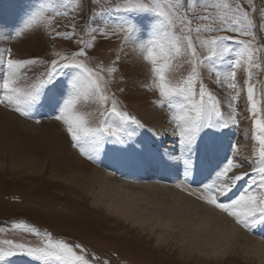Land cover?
Listing matches in <instances>:
<instances>
[{
    "label": "rangeland",
    "instance_id": "obj_1",
    "mask_svg": "<svg viewBox=\"0 0 264 264\" xmlns=\"http://www.w3.org/2000/svg\"><path fill=\"white\" fill-rule=\"evenodd\" d=\"M43 2L44 0H0V56L6 61L8 56L6 50L10 49L13 59L36 61L35 64L21 69V74L26 73L27 77L21 80L22 87L46 71H51L52 61L63 63L60 61L61 56H71L82 47L81 44L76 43V40L81 38L80 34L84 32L82 25L87 18V10L81 13V18L76 23L78 36H74L71 40L56 37V32L63 35L71 31L73 21L65 18L56 19L52 25L46 23L34 25L24 30L21 36H15V32L24 27ZM203 2L205 0H196L195 15H202L206 11L200 6ZM206 2L214 4L223 3L224 0H206ZM228 2L235 6L232 0ZM123 3L124 0H93V10L96 12H99L101 8L110 10L116 4ZM188 3L193 4V0H188ZM241 3L258 26L254 29L256 39L231 31L201 34L200 39L214 36L228 37L229 39L223 43L229 51L223 59L214 57L213 60L204 63L198 70L197 79L204 84L206 91L211 92L220 101L221 111L229 123V127L225 128L230 135L227 140L228 153L235 158V162L243 165L241 169L251 174L254 151L259 147L252 138L256 131L253 120L254 118L264 119V31L259 30V26L264 24V18L260 16L259 11L253 12L249 0H241ZM252 4L257 10L264 8V0H252ZM207 11L217 15L223 14L221 9L210 8ZM125 15L109 11L102 19L97 18V24L101 27L107 25L105 30L111 33ZM191 18L193 19L192 35L195 40V28L199 22L195 16ZM152 21L151 16L137 15L135 23L143 31L138 39L134 37L135 43L125 42L123 32L108 39L98 36L94 46L88 50L87 56L77 57V59L94 70H98L100 65H103L105 69L111 66L117 68L111 76L106 71L102 73L107 81L106 94L110 98L114 94L117 110L134 117L150 130L149 133L153 137L156 128L171 126V129L175 130V123L172 121L178 110L159 107L160 98L153 82L151 66L143 60V56L147 53L141 49L140 44L148 46L147 40L152 38L150 31ZM176 34H180L179 28L176 29ZM9 36L12 37L11 40L7 39ZM82 39L90 42V37L86 34L82 35ZM249 41H252L251 47L254 50L251 62L244 49V44ZM196 45L198 59L204 60L210 55L206 47L199 45L198 40ZM190 59L186 56L169 61L171 66L166 72L167 78L173 83L186 79L191 72ZM237 61H239L238 64ZM113 62H115L114 65ZM60 63L57 64L59 75L54 81L57 88L66 85L74 71L60 67ZM159 63L162 64L163 61ZM232 72H235L234 81L231 79ZM230 83L236 84L235 90L229 86ZM249 84L254 88L257 117L252 116L247 100ZM199 87L198 82L197 91ZM237 92L239 98L233 99ZM2 95L3 90L0 89V96ZM229 101H231V107H229ZM207 103L206 99L205 104ZM47 110H49L48 113ZM155 110L165 112V118L145 117L148 111L155 112ZM101 112L104 113L103 116ZM36 113L49 117L27 118L0 105V163L4 164L0 166V230H2L0 231V251L7 249L4 241L11 240L14 243L37 246L46 234H51L53 240H64L73 246L84 244L89 260H92L94 256L89 250L92 248L100 253L102 259L109 260L110 264H264L258 259L260 256L264 260V254L257 251L255 253L248 247H252V239L257 240L255 238L257 234L251 235L249 229L246 230L236 224L232 217L225 216L217 209L216 212L222 213L238 229V232L236 231L226 244L210 233L202 235L199 230L190 229L188 226L181 228L176 222L174 229L167 232H164L163 227L157 228V231H151L147 227L134 226L130 221L115 216L107 208L100 206L90 195H86L85 199H82L83 202H78V199L66 194L63 189L65 182L52 181V174L60 175L61 173L70 178L72 171L77 170L78 164H86L90 168L100 169L105 174L110 173L111 176L120 179L121 174L117 173V164L114 162L116 153L114 145L106 143L103 146V152L96 155L95 159L89 160L73 146L71 137L67 134L66 125L50 116L51 111L47 105L36 109L33 115ZM78 113L86 116L90 127L99 126L100 121L105 118L109 123H119V118L111 112V99L106 108L92 101L80 103ZM230 116L236 120L235 124L229 119ZM37 120L39 123L36 122ZM128 127L135 131L133 140L146 145L140 127L136 125H128ZM174 139L176 142L178 137L175 136ZM232 145H236L237 150L234 151ZM169 148L168 151L175 150L178 154V148L173 146ZM105 152L110 153L106 155ZM126 153L132 154L128 150ZM25 159L38 161V166L43 168L41 173L25 174L12 169L13 163ZM250 178L259 179L254 175ZM250 178L248 177V181H251ZM21 222L34 228L40 235L26 233L19 229L13 230L12 225ZM162 234L164 238L159 236ZM215 247L221 254L208 256L206 253L213 252ZM97 262L93 261V264ZM3 264H43V262L18 253L6 257ZM48 264H56V262L49 261Z\"/></svg>",
    "mask_w": 264,
    "mask_h": 264
},
{
    "label": "snow or ice",
    "instance_id": "obj_2",
    "mask_svg": "<svg viewBox=\"0 0 264 264\" xmlns=\"http://www.w3.org/2000/svg\"><path fill=\"white\" fill-rule=\"evenodd\" d=\"M232 2L234 7L228 0L214 4H209L205 0L200 6L206 11L197 16L195 15L196 0H193L191 5L188 0H124L122 5L116 4L110 10L101 8L99 12L93 10V0H44L24 27L15 32V36H21L24 30L30 29L34 25L45 23L52 25L56 19L65 18L73 21L71 31L63 35L56 32V37L71 40L74 36H78L76 23L81 18V13L87 10V18L84 19L82 25L84 32L80 34L81 38L76 40V43L81 44L82 47L73 52L71 56H61L60 61L63 63L52 61L51 71H46L41 76L28 81L23 87L21 80L27 77L26 73L21 74V69L27 65L35 64L36 61L13 59L11 50H6L8 53L6 61L0 56V89L3 90V95L0 96V105L27 118H34L33 112L47 105L54 113L52 118L66 125V131L71 137L73 146L78 148L81 154L89 160L95 159L96 155L102 153L106 143L115 145L117 151H124L132 141V137L135 136V131L130 130L128 125L137 127H143V125L134 117L118 111L114 94L111 98L106 94L107 81L102 73L106 71L111 76L117 71V68L111 66L105 69L103 65H100L98 70H94L78 60L77 57L87 56L88 50L94 46L98 36L108 39L123 32L125 42L133 41L135 43L134 37L138 39L139 34L143 31L135 23V17L137 15L151 16L153 18L150 26L152 38L147 40V47L144 44H140V47L147 53L143 56V60L151 66L153 82L160 98L159 107L169 110L179 109L172 121L175 123L173 134L178 137V154L175 150L171 152L165 150L161 153L158 149L153 151L146 145L135 141L132 143L135 144L138 154L144 155L152 163L175 167L177 171L182 165L186 181L187 174L197 166L193 162V155L197 150V141L203 142L204 140V137L200 135L202 129L229 127V123L221 111L219 99L215 98L211 92L206 91L204 84L197 79L198 70L204 63L213 60L214 57L224 58L229 49L223 41L229 38L214 36L200 39V36L201 34L231 31L252 37L253 40L256 39L254 29H257V24L250 18L249 12L244 9L241 0H232ZM249 4L252 5L253 12L259 11L260 16L264 18V8L257 10L252 4V0H249ZM210 8L221 9L223 14L217 15L207 11ZM109 11L126 14L111 33L105 30L107 25L101 27L97 24V18L102 19ZM192 16H195L199 22L195 28V40L192 35ZM177 28H179L180 34H176ZM259 30L264 31V24L259 26ZM84 34L90 37V42L82 39ZM7 39L11 40L12 37L9 36ZM197 40L201 47H206L210 52V55L204 60L197 58ZM251 44L252 41L244 44L249 62L252 61L254 51ZM255 51H259V49H255ZM186 56L191 58L189 61L191 63L190 74L186 79L175 83L171 82L166 75L171 66L169 61ZM159 61H163V63L161 64ZM58 63L62 68L74 70L67 84L61 88H57L54 84L59 75ZM238 63L239 61H237ZM114 64L115 62H113ZM231 79L235 80V72L231 73ZM198 82L200 87L197 91L196 84ZM50 85L52 87H49ZM229 86L233 90L236 89L235 83H230ZM238 98L239 93L237 92L233 99ZM109 99H111V112L119 118V123H109L105 118L100 121L97 127L88 126L86 116L78 113V105L92 101L106 108ZM206 99L207 105L205 104ZM247 100L252 116L257 117L254 88L251 84L247 88ZM231 106V101H229V107ZM100 114L104 115L103 112ZM229 119L233 124L236 123L233 117L230 116ZM36 122L39 123V120ZM253 124L256 131L252 138L259 147L254 151L252 173L236 171L243 168V165L229 159L223 167L218 168L215 179L211 183L203 185L200 195L197 196L203 203L232 217L236 224L246 230L256 223L264 224V119L254 118ZM209 147L210 144L205 145V148ZM232 148L234 151L237 150L236 145H232ZM229 173L233 174L230 176ZM252 175L258 176L259 179H251L248 187L244 189L238 199L232 200L231 203H224L219 199L231 192L239 182L245 181L246 177ZM176 187L179 188L180 184H177ZM187 194L189 196L196 195L195 191H189ZM12 228L40 235L34 228L22 222L14 223ZM4 243L7 245V249L0 251V264H3L6 257L18 253L33 257L43 264H48L49 261H54L56 264H93V261L99 259L95 256L92 257V260L87 259V250L82 245L73 246L64 240H53L51 234H46L37 246H27L23 243H14L11 240L4 241Z\"/></svg>",
    "mask_w": 264,
    "mask_h": 264
},
{
    "label": "bare ground",
    "instance_id": "obj_3",
    "mask_svg": "<svg viewBox=\"0 0 264 264\" xmlns=\"http://www.w3.org/2000/svg\"><path fill=\"white\" fill-rule=\"evenodd\" d=\"M177 110L179 112L178 108ZM164 113L165 112L158 110H155V112L148 111L145 117L149 119H160L163 117L164 119ZM173 132L171 126L168 128H156L153 137L145 134L146 137L144 138V142L149 149L153 151L158 149L162 153L167 149H162L161 143L169 140L175 141V135ZM227 133L229 132L224 133L220 128H213L212 130L204 128L200 133L201 137H204L203 142L200 140L197 141V150L193 155V162L195 164L197 152L204 150L203 161L205 166L209 167L206 168V171L213 179H215L216 171L218 169L212 170L210 165H215L220 161L225 165V162H223V160L226 159L224 140ZM132 141H134L133 138ZM132 141L129 142L132 148V154L130 153V155H128L126 153V148L124 151L116 150L115 153L114 162L117 164V173L121 174L120 179H116L111 176L110 173L105 174L100 169L90 168L86 164H78L77 170H73L71 167L73 171L70 178H68L69 176L65 177L59 173L60 175L52 174L53 178L51 179L53 182H65L66 185L64 187L66 188L63 187V189L66 191V194L71 195V197H74L76 200L78 199V202H83L82 199H85L84 197L86 195H90L92 199L100 204V206L107 208V210L115 214V216H120L121 218L130 221V223H133L134 226L140 228L147 227L150 228L151 231H154L159 227H163L164 232H167L174 229V223L176 222L179 227L184 228L185 226H188L190 229H197L202 232V235L210 233L225 244L236 231L238 232V229L231 224L227 217L225 218L222 213L221 215L216 212L214 207L203 203L197 198L201 193L203 185L209 183L203 170L199 168L194 170L193 168V170L187 174V180L185 181V173L182 165L179 171H177L175 167L152 163L146 159L144 155L138 154L136 146ZM207 144L212 145L210 156H212L213 160L211 161L208 160L209 155L205 153L207 152V148H205V145ZM217 144L220 147V152L224 158L218 155ZM114 149H116L115 145ZM1 165L3 166L4 164L0 163V166ZM12 169L25 174H40L41 170H43V168L38 166V161L35 162L34 160L26 159L21 162L13 163ZM236 171L244 170L237 169ZM179 172H183V174L177 175ZM153 175L169 178V181L167 182L170 185L168 183L156 181ZM229 175L231 176L232 174L229 173ZM254 177L256 176L254 175ZM178 182L197 187V190H187L173 185ZM250 182L251 181H248V177L245 178V181L239 182L233 187L231 192L226 196L221 197L225 199L224 203H231L232 200L238 199ZM189 191H195L196 195L189 196L187 194ZM159 236L164 238L163 234L162 236ZM194 236L197 237L196 235ZM251 243L252 247L247 245L251 251H257L264 254V241H255L252 239ZM256 245H258V247ZM206 254L208 256H218L221 253L215 247L213 248V252ZM258 259L264 262L262 257L258 256Z\"/></svg>",
    "mask_w": 264,
    "mask_h": 264
}]
</instances>
